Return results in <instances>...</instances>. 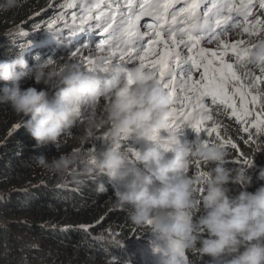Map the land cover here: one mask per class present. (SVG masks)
<instances>
[{"label": "clouds", "instance_id": "9594fccd", "mask_svg": "<svg viewBox=\"0 0 264 264\" xmlns=\"http://www.w3.org/2000/svg\"><path fill=\"white\" fill-rule=\"evenodd\" d=\"M72 2L82 20L102 6V0ZM21 4L0 0V12ZM81 29L78 37L86 35ZM63 42H34L0 59V104L20 118L18 129L35 141L34 147L58 149L51 157L33 154L35 165L65 185L81 188L92 182L98 194L107 191L102 177L119 185L109 197L113 207L125 212L134 229L152 234L156 264H264V165L253 167L264 144L248 149L258 141L250 134L240 145L225 127L226 118L221 123L227 130L218 142L202 140L192 128L181 142L178 130L168 127L171 98L158 74L140 64L109 66L103 56L94 58L92 70L73 60L34 57L42 46L65 54ZM29 53L30 64L24 58ZM245 59L259 72L264 90V33L251 40ZM25 78L36 86L22 88ZM246 119L257 124L256 117ZM262 133L260 125L255 134L264 139ZM130 136L140 147L127 143ZM97 137L102 147L95 153L84 150ZM67 138L76 146L61 151ZM246 150L251 153L238 164ZM233 151L237 158L231 160Z\"/></svg>", "mask_w": 264, "mask_h": 264}, {"label": "trees", "instance_id": "16d2710c", "mask_svg": "<svg viewBox=\"0 0 264 264\" xmlns=\"http://www.w3.org/2000/svg\"><path fill=\"white\" fill-rule=\"evenodd\" d=\"M57 1L22 0L20 7L0 12V59L34 42L78 37L81 28H87V22L81 23L78 6L69 8V0H64L61 8L55 9ZM51 23L60 24L50 28ZM37 56L41 61H67L55 47L37 51L34 57ZM3 83L0 81V86ZM29 86H36L32 79L22 80V88ZM19 119L7 105L0 104V264H156L149 246L152 234L134 229L125 212L113 207L109 197L119 185L102 177L107 191L98 194L92 182L81 188L65 185L37 167L33 154L51 157L58 154V149L52 145L34 147L35 141L23 128L18 129ZM223 123L240 145L248 135L256 133L251 121L241 126L233 116ZM161 135L167 136V132ZM127 143L140 147L134 136ZM75 146L67 138L60 150ZM100 147L97 137L84 150L95 153ZM234 158L237 155L233 151L231 160ZM259 183L249 191H254Z\"/></svg>", "mask_w": 264, "mask_h": 264}, {"label": "snow or ice", "instance_id": "6c2138e0", "mask_svg": "<svg viewBox=\"0 0 264 264\" xmlns=\"http://www.w3.org/2000/svg\"><path fill=\"white\" fill-rule=\"evenodd\" d=\"M257 3L264 10V0H102L104 8L81 19V23L95 21V30H103L105 35L96 48L111 53L105 58L106 65L139 60L142 67L160 76L171 98L169 128L178 130L186 122L199 134L204 120L211 119L206 97L212 105L231 109V114L245 124L252 115L248 105L258 102V96L245 88L255 89L262 79H250L252 73L245 59L250 41L241 39L230 44L223 39L235 28L249 35L264 32V19L250 20ZM68 7L75 9L77 5L69 0ZM145 16L151 17L152 23L145 25L148 31L142 33L139 22ZM213 42L216 50L201 46ZM229 52L234 62L226 59ZM86 59L91 65L93 60ZM200 69V78L193 80V72ZM260 101L264 109V96ZM256 123L264 124V118L258 116ZM214 130L204 129L209 134Z\"/></svg>", "mask_w": 264, "mask_h": 264}, {"label": "rangeland", "instance_id": "374dc122", "mask_svg": "<svg viewBox=\"0 0 264 264\" xmlns=\"http://www.w3.org/2000/svg\"><path fill=\"white\" fill-rule=\"evenodd\" d=\"M63 1L64 0H58L57 4L55 5V9H60L61 6L63 5ZM102 8H104V5L102 4ZM254 12V17H250V20H254L255 17H259L260 19H264V10H261L259 8L258 3L256 4V9ZM90 22H95V21H90ZM54 24V25H53ZM60 23H51L49 25V27H53V26H57ZM148 23H145L142 21V19L139 22V27H140V31L143 32H147L148 29L145 27V25H147ZM94 26V25H93ZM264 32H259L256 35H249V33H245L243 32V29L241 28H237L236 30H234L233 32L229 33L228 35L224 36L223 39L226 40L228 43H234L237 42L241 39H243L246 43L247 42H251L252 39H254L255 37L261 35ZM147 41H148V37L145 36L144 37V45L145 47H147ZM88 42V37L87 35H80L78 38L72 39L67 37L64 43V46L68 48V50L66 51V53L64 54L65 58L64 60H73V61H77L79 62L85 69H87L88 67H91V65L88 64L87 59L86 58H91L92 60H94V58H96L97 56H103L104 58H107L111 55V53L109 51H104L101 52L99 50H97L96 45L94 42H92L91 44H87ZM201 46L203 47H208L212 50H216L217 45L215 42H213L212 44H204L202 43ZM61 47V43L58 42L57 43V48L60 49ZM44 47H38L37 51L43 50ZM23 54V53H22ZM33 53H29L27 54L25 58L26 61L29 62L30 64V59L29 56H31ZM231 57V59H229ZM150 59H153L152 57H150ZM226 59L229 60V62H234V57L232 56L231 52H229L228 56L226 57ZM124 64H128V65H133V64H139V60H136L132 63H124ZM248 70L252 73V77L250 79H254L256 76H259V72L257 70H255L254 68H251L249 66ZM203 71V69H200L199 71H194L192 74V79L193 80H197L200 78V73ZM246 90L250 91L253 95H257L258 96V102L255 106L249 104L248 107L250 109H252V115L251 118L253 117H258L260 116L261 118H264V109H261V101H260V97L264 96V90H262V86L260 85V81L256 82V88L255 89H248L247 85H245ZM49 94L51 95V88L48 89ZM250 99V97H249ZM205 104L208 105L210 107V114H211V119H206L204 120L203 124L201 125V132L199 134H197L195 132V130L192 128L191 133H196L197 135H199V137L202 140H205L206 142H218L219 140L222 139V133L227 130L224 125L221 123V121L225 120V118L231 117V109L226 108L225 106H217V105H212L211 104V99L209 97L205 98ZM239 103V99L237 97V104ZM183 126V125H181ZM188 127V125L185 123L184 127H181L180 129H178L177 131V135L178 138L180 137V141L183 142L184 139H182L184 137L185 134V130L186 127ZM257 129H260V125L255 124ZM207 128H214L215 130L209 134L208 132L204 131V129ZM262 128L264 130V125L262 124ZM259 133V132H258ZM264 135V133H262ZM256 138L257 137H261L258 136L257 134L254 135ZM250 140V139H248ZM258 143L264 144V139H259L258 141H255L253 144V149L257 146ZM250 153H244V152H240L239 157H238V161L240 163H243V161L248 157ZM264 161V149H262L260 152H258L255 156L254 159V164L253 167L257 168V167H263L261 166V162Z\"/></svg>", "mask_w": 264, "mask_h": 264}]
</instances>
